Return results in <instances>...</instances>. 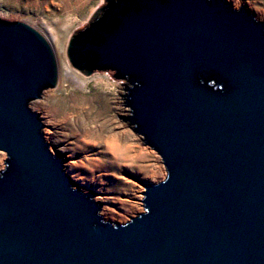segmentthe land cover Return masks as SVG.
Returning a JSON list of instances; mask_svg holds the SVG:
<instances>
[{
	"label": "water",
	"instance_id": "water-1",
	"mask_svg": "<svg viewBox=\"0 0 264 264\" xmlns=\"http://www.w3.org/2000/svg\"><path fill=\"white\" fill-rule=\"evenodd\" d=\"M70 39L76 69L127 79L123 119L167 177L105 221L28 105L57 85L49 44L0 20V264H264V23L226 0H105Z\"/></svg>",
	"mask_w": 264,
	"mask_h": 264
},
{
	"label": "rangeland",
	"instance_id": "rangeland-1",
	"mask_svg": "<svg viewBox=\"0 0 264 264\" xmlns=\"http://www.w3.org/2000/svg\"><path fill=\"white\" fill-rule=\"evenodd\" d=\"M226 1L236 10L245 8L257 21L264 23L255 11L246 6L251 3L256 10L264 12V0H240L243 3L239 6L230 0ZM104 3L105 0H0V20L26 25L49 44L57 63L60 86L42 91L39 99L28 105L31 111L40 116L44 129L47 121L55 125L60 140L73 149L75 158L88 160L84 161L85 166L82 168L87 182L94 180L95 189L103 188V191L118 195L127 189L123 181L128 180L136 185L135 191L141 186V193H144L145 186L159 184L166 179L167 169L161 157L146 146L144 140L132 130L134 127L131 123L123 119L132 114L125 104V87L130 86L128 81L116 79L115 72L108 70L93 71L87 76L72 65L68 55L70 38L91 21ZM57 39L65 42L63 51ZM99 79L107 81L109 86L97 84ZM35 102H41L42 107L35 108ZM111 138L119 145L115 154L106 151V140ZM45 141L53 153L57 151L49 141ZM1 154H4L5 159L0 172L5 169L7 160V154L0 152V157ZM61 154L67 173L66 153L63 151ZM122 157L129 160H123ZM69 178L75 184L74 189L99 194L97 190L81 188ZM141 193L144 200L145 195ZM127 197L131 196L124 198ZM96 199L97 196L94 198L97 202ZM143 200L139 201L141 206L137 212L129 207L116 210L123 213L125 222L106 219L103 206L101 215L107 222L124 225L145 212Z\"/></svg>",
	"mask_w": 264,
	"mask_h": 264
},
{
	"label": "bare ground",
	"instance_id": "bare-ground-1",
	"mask_svg": "<svg viewBox=\"0 0 264 264\" xmlns=\"http://www.w3.org/2000/svg\"><path fill=\"white\" fill-rule=\"evenodd\" d=\"M232 3H234L235 6H239L241 3L240 0H230ZM246 6H248V8H251L253 11L256 12L257 16L260 18V20H264V12L263 11H258L256 10L251 3H248ZM58 45L60 46L61 51L64 50L65 47V42L64 41H60L57 39ZM58 78H59V74H58ZM57 78V79H58ZM59 79L57 80V85L56 86H60L58 85L59 83ZM97 84L100 83L102 85H104V87H108L109 84L107 81L103 80V79H99L96 82ZM60 84V83H59ZM34 107L39 109L42 107V103L41 102H35L34 103ZM45 129H44V138L50 142V144H52V146L60 153H63V151L66 153V163H65V169L67 171L66 174H68L74 181H76L78 183V185L81 186V188H84L87 191H93V190H97L98 191V195L97 196V202L101 203L103 206V214L106 217V219L112 220V221H118V222H125V216L123 215V213H120L118 211H116L117 209H123V207H129L131 208L130 210L137 212L139 210V206H141L140 202L141 200H143L142 196H140V193L142 192V187L138 186L139 189L138 191H135L136 185L131 183L128 180L123 181V186H127V189L124 190L122 193H119L118 195H113L110 192L107 191H103V188H96L93 185V182L96 181H89L87 182V179L83 176L82 173V168H84L85 166V162L84 161H88L86 158H75L74 157V151L73 149H71L70 147H68L69 145L66 143H63L60 138L59 135L56 133V127L55 125H53L52 123H50L49 121H47L46 125H45ZM106 146V151L108 154H115L117 147H119L118 143L111 139L106 140L105 143ZM133 147V146H132ZM140 155H144V154H140ZM114 158L116 159V156L114 155ZM4 154H1L0 157V169H2L3 166V161H4ZM120 159V158H119ZM123 160H129L127 157H122ZM118 160V159H117ZM158 168V166H157ZM160 169V168H159ZM163 170V169H162ZM160 169V171H162ZM164 175V174H163ZM102 182L100 181V184ZM102 185V184H101ZM130 192V194L128 193ZM120 194H123L125 196L130 195V198H124L125 196H121ZM134 214V213H133Z\"/></svg>",
	"mask_w": 264,
	"mask_h": 264
},
{
	"label": "trees",
	"instance_id": "trees-1",
	"mask_svg": "<svg viewBox=\"0 0 264 264\" xmlns=\"http://www.w3.org/2000/svg\"><path fill=\"white\" fill-rule=\"evenodd\" d=\"M123 80H127V79H123ZM211 85L215 87L217 86L215 82H212Z\"/></svg>",
	"mask_w": 264,
	"mask_h": 264
}]
</instances>
